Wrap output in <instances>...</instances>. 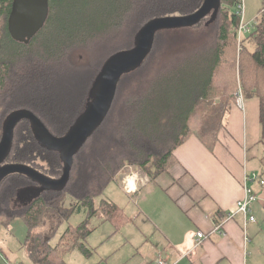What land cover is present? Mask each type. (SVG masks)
Returning a JSON list of instances; mask_svg holds the SVG:
<instances>
[{"label": "trees", "instance_id": "1", "mask_svg": "<svg viewBox=\"0 0 264 264\" xmlns=\"http://www.w3.org/2000/svg\"><path fill=\"white\" fill-rule=\"evenodd\" d=\"M11 1L0 0V139L6 118L18 109L31 111L52 135L66 134L92 100L105 63L133 48L143 25L157 17L190 14L203 3L49 0L43 28L24 44L7 30ZM238 2L220 0L217 11L197 23L155 33L143 61L119 78L109 109L74 153L61 189L42 187L30 201L14 205L22 190L41 185L19 172L1 181L0 225L23 221L32 264H65L64 255L73 249L89 256L86 239L95 230L94 218L109 221L114 232L123 228L124 209L101 197L103 190L118 182L126 165L154 177L191 134L212 145L231 101L238 99L237 79L242 95L261 91L264 130V4L252 31L238 40ZM87 46L85 63L83 55L75 54ZM2 164H25L50 178H59L64 167L61 153L39 142L28 119L15 125ZM81 212L84 218L66 224L51 244L60 225ZM38 227L44 230L34 232Z\"/></svg>", "mask_w": 264, "mask_h": 264}, {"label": "crops", "instance_id": "2", "mask_svg": "<svg viewBox=\"0 0 264 264\" xmlns=\"http://www.w3.org/2000/svg\"><path fill=\"white\" fill-rule=\"evenodd\" d=\"M237 88L235 96L242 95L238 79ZM261 101L260 90L242 95L243 107L232 100L212 145L191 134L175 149L166 169L139 184L135 179L137 189L121 205L128 220L120 229L130 236L125 252H132L133 264H156L157 259L167 264H264V184L247 182L257 195L252 205L254 222L244 223L243 214L235 211L244 197L245 175L256 174L264 180ZM200 231L207 237L197 244ZM125 242L120 246L125 247ZM103 246L88 247L91 252H118L116 247L101 250ZM142 247L143 252H138ZM137 253L141 258L133 260ZM24 255L29 259L26 250ZM14 256L0 252V264H14Z\"/></svg>", "mask_w": 264, "mask_h": 264}, {"label": "water", "instance_id": "3", "mask_svg": "<svg viewBox=\"0 0 264 264\" xmlns=\"http://www.w3.org/2000/svg\"><path fill=\"white\" fill-rule=\"evenodd\" d=\"M219 2L220 0H203L202 5L190 14L157 17L143 25L137 34L134 47L113 55L105 63L93 85L92 100L76 123L63 136L52 135L40 119L29 110L18 109L11 112L5 120L0 139V183L11 173L26 174L41 185V187L21 191L22 196H30L28 201L42 187L61 189L68 180L74 153L100 124L109 109L119 78L143 61L151 48L155 33L161 29L193 25L211 11L214 14ZM48 15L49 0H12L7 18V30L10 37L17 42L28 44L43 28ZM21 119L30 120L35 135L42 145L61 153L64 167L59 178L45 176L25 164H2L11 148L13 129Z\"/></svg>", "mask_w": 264, "mask_h": 264}, {"label": "rangeland", "instance_id": "4", "mask_svg": "<svg viewBox=\"0 0 264 264\" xmlns=\"http://www.w3.org/2000/svg\"><path fill=\"white\" fill-rule=\"evenodd\" d=\"M264 0H242V7H243V22L249 23L250 26L256 24V21L258 20L259 16V10L263 6ZM255 22V23H254ZM253 28L250 29L249 32L252 31ZM248 32V33H249ZM246 33V35L248 34ZM91 45V44H90ZM198 45V42H197ZM251 47V45H250ZM88 46L85 49L78 48L77 49V55H83V62H87L89 59V53L87 51ZM85 60V61H84ZM240 107H243V104L240 103ZM157 175V174H156ZM147 177L151 178L150 175L146 171H144L141 168L136 167L135 165H126L124 166L121 171L118 173L117 178L118 182L112 181L110 182L107 187L103 190L101 197L108 198L112 200L113 202L117 203L118 205L124 204V199H129L128 193L122 191L121 186L122 184L121 180L123 181V187H127L132 189L128 186V183L130 182V179L137 180L138 184L141 182V180H145ZM252 180V179H251ZM137 189L134 186V190ZM133 190V191H134ZM30 196H22L18 195L16 199L14 200V205H21L22 203L28 201ZM82 213V212H81ZM80 214H73L68 222H63L60 227L58 228L57 234L54 237V240L58 237L59 233L63 230L66 224L69 222L74 225V223L77 222V217L80 219L83 216ZM84 218V217H83ZM50 220V219H48ZM79 221V220H78ZM15 222V223H14ZM18 224V226L16 225ZM94 225L95 230L91 232V234L87 237V246H103L101 250H105L107 248L114 249L116 247L118 252H112L111 254H103V252H91L90 257H85L82 252H71L65 255V264H99L101 261V264H133V261L131 260V253L132 252H125L130 247V236L125 231L119 230L116 233H111L113 231V226L111 223L107 220H104V218H94V221L92 222ZM48 224L46 225L47 228ZM22 229V230H21ZM22 232H21V231ZM43 227H38L34 232L43 231ZM27 230L22 220L18 219L13 221V223L9 224L8 227L1 226L0 225V236L3 239V246L0 244V252L5 253L6 256H8V252H12L15 256L14 259H12V262L14 264H32L29 259L24 255L26 248L23 246L24 237L26 236ZM99 239V240H97ZM124 239H126V246L122 247L120 246V243H123ZM100 241V242H99ZM122 248V249H121ZM136 248H134L135 250ZM143 247L138 250V252H143ZM132 250V248H131ZM142 254L137 253L133 260H139L141 258ZM11 262H9L10 264Z\"/></svg>", "mask_w": 264, "mask_h": 264}, {"label": "built area", "instance_id": "5", "mask_svg": "<svg viewBox=\"0 0 264 264\" xmlns=\"http://www.w3.org/2000/svg\"><path fill=\"white\" fill-rule=\"evenodd\" d=\"M238 15L241 18L240 24H239V28H238V32H237V37L239 38L241 35H243L244 33H247L250 31L251 28H253V25L250 26L249 23H245L243 22V7H242V0H239L238 2ZM255 23V22H254ZM242 100V95L240 93H238V103L240 105ZM258 181L261 185L264 184V180L261 178L259 179L258 176L256 174H252V176H247L245 175V177L243 178L244 180V197L239 200L237 202V206H236V212H240L243 214V219H244V223H248V222H254L255 221V217L252 214V205L253 203L257 200V195L256 193L252 190V188L250 186L247 185L248 181ZM131 180V179H130ZM123 184V181H122ZM129 187H133L132 189L127 188V187H123V189L125 190V192L127 193H131L134 192V186H135V180L132 179V182L128 183ZM134 190V191H133ZM207 237V235L204 232H198L196 235V242L197 244L202 242L205 238ZM156 264H167L163 259H157L156 260Z\"/></svg>", "mask_w": 264, "mask_h": 264}, {"label": "bare ground", "instance_id": "6", "mask_svg": "<svg viewBox=\"0 0 264 264\" xmlns=\"http://www.w3.org/2000/svg\"><path fill=\"white\" fill-rule=\"evenodd\" d=\"M132 182V180H130V183Z\"/></svg>", "mask_w": 264, "mask_h": 264}]
</instances>
